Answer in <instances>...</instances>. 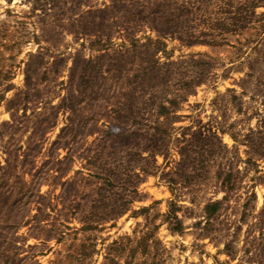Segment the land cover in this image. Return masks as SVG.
Returning a JSON list of instances; mask_svg holds the SVG:
<instances>
[{
	"label": "rangeland",
	"instance_id": "374dc122",
	"mask_svg": "<svg viewBox=\"0 0 264 264\" xmlns=\"http://www.w3.org/2000/svg\"><path fill=\"white\" fill-rule=\"evenodd\" d=\"M257 136L264 0H0V264H264Z\"/></svg>",
	"mask_w": 264,
	"mask_h": 264
},
{
	"label": "trees",
	"instance_id": "16d2710c",
	"mask_svg": "<svg viewBox=\"0 0 264 264\" xmlns=\"http://www.w3.org/2000/svg\"><path fill=\"white\" fill-rule=\"evenodd\" d=\"M197 40L198 39H195L194 42H203V41H197ZM169 104L170 105L174 104V102L169 101ZM168 110H169L168 107L163 106V105H159L156 113L159 116H163V115L169 113ZM108 129H109V132H107V135H114L113 131L116 130L115 127L110 126ZM161 129H162V127H160L159 124H156L153 126V130L155 133H160L162 131ZM158 139H160V137H158L156 134H154L153 137H151L149 140L155 144V142H157ZM204 142H206V141H204ZM252 144H253V147H255L256 149L261 150L260 152H262V150H264V141L261 137L257 136L256 140L253 141ZM161 150L162 149H160V147L156 148V151L159 153H161ZM263 154L264 153H262V155ZM60 163H61V161H57V164H60ZM102 176H103L102 179L104 180L103 185L110 186V185L114 184L113 183L114 179L112 177L113 174L109 173V175H107L106 172H104L102 174ZM226 178L227 179H225V181L223 182L224 188H226V190L233 189L234 180H232V175L228 174ZM97 204H100V203H93V206H96ZM220 205H221V201L208 202L205 204L204 209H203V212H204V215H203L204 216V225L202 227L203 231L209 232L211 230V227L213 226L214 221H216V219L218 217L217 213L220 209ZM112 210H114V209H112ZM175 212L176 211L173 207L165 215V221L167 222L170 231H180L182 228L181 221L175 215ZM113 216H116V215H101L100 218L102 220H105V219L113 217ZM228 247H229V244H226L225 245L226 251L228 250Z\"/></svg>",
	"mask_w": 264,
	"mask_h": 264
}]
</instances>
